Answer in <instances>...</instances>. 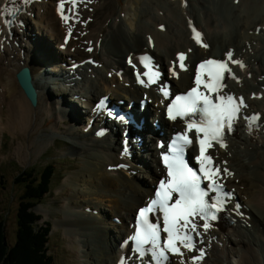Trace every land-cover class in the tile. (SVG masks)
Segmentation results:
<instances>
[{
    "label": "bare ground",
    "instance_id": "obj_1",
    "mask_svg": "<svg viewBox=\"0 0 264 264\" xmlns=\"http://www.w3.org/2000/svg\"><path fill=\"white\" fill-rule=\"evenodd\" d=\"M42 2L49 7L48 12L43 15L38 6L33 5L34 21L31 25L25 22V26L18 28L20 36L15 32L14 39L0 49V130L16 135L14 140L21 133L27 137L25 143L17 140L20 156L37 154L52 145L44 136L45 131H51L69 142V151L79 165L80 156L84 158L83 165L68 173L64 177V186L57 188V193L69 196L64 198L68 204L63 216L66 229L56 227L58 219L54 228L75 238L73 247L78 250V255L72 253L76 259L74 264L77 261L78 264L118 262L122 251L116 240L127 234L128 229L125 223L108 232L96 229L95 226L101 227L106 222L98 217L100 209L123 216L126 221L133 217L136 194H147L146 189L137 187L141 186V180L137 182L133 180L134 176L108 170L112 159L127 162L131 168L139 164L136 156L129 159L122 155L123 159H120L121 129L118 128L117 134L113 123H102L101 120H96L91 129H87L80 107L90 112L93 100L104 93L110 94L112 102L125 100L122 108H129L134 101L137 116L152 118L154 122L159 111L153 107L161 108L163 94L159 98L154 88H142L133 83L138 79L136 71L147 78L143 74L149 69L145 68L141 58H149L151 70L162 74V80L170 81L169 76L180 77L173 80V86L185 89L196 75L199 62L213 56L228 59L229 51L233 54L232 60L228 59L231 71L222 91L242 93L249 99L248 105L241 110L249 119L238 125L229 139L230 144L223 143L227 149L219 150L218 155L220 162L231 168L233 173L227 183L236 190L251 219L243 220L242 210L229 205L227 212L237 220L235 224L228 220L210 223L206 231L210 238L204 246L202 240L198 241L199 250H205V254L194 262L193 257L199 255V250L188 251L185 264H232L230 258H236L237 264H264V0H88L86 3L76 0L69 13L78 22L75 36L79 39L61 49L64 28L51 0ZM43 28L50 37H45ZM193 28L201 34V44L196 43ZM42 38L50 42L49 48ZM204 44L207 47L202 46ZM72 46L76 47L74 51ZM180 53L186 54L183 61L186 70L179 67L177 57ZM128 56L132 63H137L138 69L130 68L126 61ZM74 57L80 60L92 57L100 66L92 67L90 61L74 75H67L70 66L76 65ZM232 61H240L244 67ZM22 68L29 69L38 91L36 107L17 82V74ZM108 72H113L111 78L107 76ZM80 76H83L82 80H79ZM76 94L85 98L83 103L76 99ZM145 94L150 98L149 105H145L146 112L140 113L144 109L139 100ZM70 101L75 103L70 105ZM251 113H261V117L258 120L250 118ZM69 117L71 119H66ZM159 121L169 137L173 130L162 118ZM146 126L157 133L150 123ZM98 129L111 133L97 138ZM136 132L143 135L141 131ZM53 139L56 141L55 137ZM144 142L147 152L143 161L152 164L143 177L155 181L158 174L154 168L156 149L150 137H144ZM64 187H70L71 191L64 192ZM51 193L52 189L46 192L49 196ZM129 196L133 198L130 204L127 202ZM58 200L60 206L63 200L60 197ZM90 207L98 213L94 214ZM37 210L44 212L43 207L38 206ZM57 215L58 218L61 216ZM65 241L68 249L66 237ZM50 250L49 246L46 252L42 248L50 264L57 263L56 255L50 254Z\"/></svg>",
    "mask_w": 264,
    "mask_h": 264
},
{
    "label": "snow or ice",
    "instance_id": "obj_2",
    "mask_svg": "<svg viewBox=\"0 0 264 264\" xmlns=\"http://www.w3.org/2000/svg\"><path fill=\"white\" fill-rule=\"evenodd\" d=\"M75 6L76 0H71ZM24 4L31 3V0H23ZM19 9H9L7 7L0 10V16H14ZM59 11L62 18L67 22L69 16L64 15V0H61ZM5 24L11 26L14 21L5 19ZM194 39L196 43L201 44V34L193 28ZM71 35V28H69ZM207 47L206 44L202 45ZM91 51V49H89ZM229 60H232V52L227 54ZM179 67L186 70L183 61L186 59L185 54H178ZM149 58H141V62L149 71L143 75L148 77L145 86L154 84L159 78V73L151 70L148 62ZM244 67L240 61H232ZM131 63V59L129 60ZM227 62L209 59L202 62L197 69L195 76L196 87L192 88L186 95L177 96L175 100L168 105L169 118L175 120L177 117L184 119L199 116V122L196 119L187 121L186 131L178 134L176 140L170 146V154L163 156L164 165L167 169V179L161 180L159 188L155 193V198L145 208L139 211V227L134 237L136 248L134 251L141 257L145 254L144 245H150L148 251H151L153 259L157 264H163L167 260V252L183 255L180 252L182 246L189 251L195 249L192 232L197 231V225L192 218L199 217L204 221L202 227L206 231L211 225L210 221L217 219V214L225 210L227 198L231 194L223 190V185L217 182L220 176V169L212 167L211 156L205 155L206 147L211 146V141H216L223 147L222 139L225 129L231 130L235 119L243 105V99L240 98L237 103L236 98L231 95L220 94L225 72H230ZM205 72L208 74L207 81L203 80ZM138 82L145 84L137 73ZM203 85L208 93H216L215 101L211 95H206L200 91ZM164 96L167 97L169 92L166 88H161ZM259 117H257L258 119ZM195 129L196 137L200 146L199 169L194 170L189 167L184 160V150L193 143L189 138L188 132ZM203 133V138L200 137ZM123 167V165H121ZM227 173V169L224 170ZM199 173V174H198ZM230 175V173H227ZM202 181H208L205 187H202ZM215 195H212V194ZM173 194L176 195L174 202ZM240 205H236L238 210ZM159 209L163 212V228L156 223H150L148 216L150 213ZM161 230L167 233V239L163 246L160 243ZM198 234V233H197ZM203 257V252L199 257H193V261ZM124 264V261H121Z\"/></svg>",
    "mask_w": 264,
    "mask_h": 264
},
{
    "label": "rangeland",
    "instance_id": "obj_3",
    "mask_svg": "<svg viewBox=\"0 0 264 264\" xmlns=\"http://www.w3.org/2000/svg\"><path fill=\"white\" fill-rule=\"evenodd\" d=\"M46 34L47 31L44 30L45 37H50L49 35ZM45 39L46 38H42L43 42L46 45L49 44L48 45L49 48L50 42L47 39L46 40ZM56 90L58 91V87ZM60 128H62V126H60ZM1 132H3V136H2L3 143L1 139ZM4 133H5V129L0 130V173L1 171L5 172L6 170V173L4 174L5 180L3 182V186L7 187L6 192L8 194L12 193L11 197L8 195H3L0 189V214L6 213L5 225L7 227L6 228V232L8 234L7 239L11 243H13L16 241L17 234L19 233V222L17 220L16 215H17V208L20 202V196L22 194V189L21 186L17 185L15 182L16 173H18L19 170H22V168L34 167L36 169V172L35 171L34 172L38 176V171L42 172L44 170L45 165L53 164L56 168V173L53 177L52 193L50 196L48 195L46 197V199L42 202V204L37 205L35 211L41 215L43 220L50 221L52 224V229L54 231L49 236V242L51 247L50 254H55L57 260V263L54 261L53 264H73V259L71 254L73 252H77L78 255V250L73 247L75 243V238L66 236L65 232L63 234L62 229H59V231H57L54 228V222L58 219L55 222L56 227L57 228L62 227L64 228L65 231L66 226L63 221V216L66 208L68 207V204L64 200L67 194L57 193V188L60 185L65 184L64 177L67 176L68 173L72 172L73 169L77 167L78 161L72 158V156L75 155L69 151L70 150L69 144L56 142L54 145L49 146L46 150L42 152H37V154L32 153L30 156H26V157L20 156L17 153V146H18L17 140L18 139L22 140L18 142L25 143L27 141V137H25L24 134L21 133L19 134L20 136H18L17 140H14V137L16 135L14 136L10 131H6L5 133L6 135ZM44 136L49 138L51 140V143H54L53 138L55 137L57 140L60 135H55L54 132L51 131H45ZM50 147H53V151H49ZM45 152L46 154L41 157V155H43ZM80 159L81 161L78 168H80L84 163V158L82 156H80ZM62 170H65L64 173L65 175L60 174ZM57 171H58V175H57ZM140 184L142 185V181H140ZM67 191H71V188L64 187V192ZM68 196L69 194L67 195V197ZM59 197L63 200L60 206L58 200ZM38 206L43 207L44 212L38 211L37 210ZM57 214L61 216L58 218ZM98 217L99 219L101 218L100 216ZM65 237L68 240V247H69L68 249L65 246L66 245ZM73 258L74 260H76L75 256H73ZM230 260L232 264H237L236 258H230Z\"/></svg>",
    "mask_w": 264,
    "mask_h": 264
},
{
    "label": "trees",
    "instance_id": "obj_4",
    "mask_svg": "<svg viewBox=\"0 0 264 264\" xmlns=\"http://www.w3.org/2000/svg\"><path fill=\"white\" fill-rule=\"evenodd\" d=\"M48 173L49 171L41 173L38 180L32 176L22 179V176L18 175L16 183L22 186L17 212L19 233L15 242L11 243L7 239L6 213H1L0 264H50V260L42 251V248L45 252L48 250L49 229L38 225L40 224L38 217L32 211L35 204L43 199L49 190Z\"/></svg>",
    "mask_w": 264,
    "mask_h": 264
},
{
    "label": "water",
    "instance_id": "obj_5",
    "mask_svg": "<svg viewBox=\"0 0 264 264\" xmlns=\"http://www.w3.org/2000/svg\"><path fill=\"white\" fill-rule=\"evenodd\" d=\"M18 83L23 90L25 96L32 102L33 105L37 103V91L33 85V80L29 69L24 68L17 74Z\"/></svg>",
    "mask_w": 264,
    "mask_h": 264
}]
</instances>
